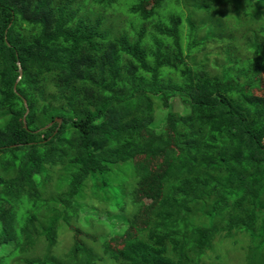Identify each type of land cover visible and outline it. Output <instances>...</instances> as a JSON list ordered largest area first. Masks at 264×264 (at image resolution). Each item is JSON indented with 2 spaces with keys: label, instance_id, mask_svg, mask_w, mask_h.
<instances>
[{
  "label": "trees",
  "instance_id": "16d2710c",
  "mask_svg": "<svg viewBox=\"0 0 264 264\" xmlns=\"http://www.w3.org/2000/svg\"><path fill=\"white\" fill-rule=\"evenodd\" d=\"M165 1L126 5L145 20L158 17L152 26L161 37L145 49L144 29L132 39L103 25L102 16L115 14L100 10L113 0H0V264H221L218 245L238 237L264 249V96L245 91L264 74V43L229 42L233 32L211 6L224 0H175L168 25ZM197 2L213 11L198 24ZM178 6L190 36L205 30L189 45L204 54L199 64L180 48ZM256 17L264 18V0ZM210 43L225 53L216 68L208 66ZM176 97L182 105L173 111ZM55 117L58 127L42 128ZM159 163L167 177L142 236L123 239L110 255L107 239L127 235L141 204L133 199L142 180L136 168ZM121 165L131 174L113 186ZM53 174L57 199L45 198ZM86 183L88 203H79ZM61 224L74 237L58 256Z\"/></svg>",
  "mask_w": 264,
  "mask_h": 264
},
{
  "label": "rangeland",
  "instance_id": "374dc122",
  "mask_svg": "<svg viewBox=\"0 0 264 264\" xmlns=\"http://www.w3.org/2000/svg\"><path fill=\"white\" fill-rule=\"evenodd\" d=\"M190 1V0H186ZM216 1V0H214ZM155 0H143L142 6L144 8H150L154 4ZM94 3V2H93ZM134 3V0H113L112 4L107 5L103 10L101 11L102 15L105 14H115L112 17L109 16H102L100 13H98L95 10L87 9V13L90 11L91 15L96 17L95 15H98L101 17L103 21V25L110 31L111 34H125L128 37H131L132 39H135V37L138 35L139 31L144 29V36L142 37L141 45L145 49H154L155 43H153L156 38H160L155 29L152 26V23L158 19L157 16L150 18L148 20L146 19V16H143L141 14H134L131 13L128 8H126V5H130ZM170 4H176L175 0H166L164 5L162 4L160 13L161 15V22L163 24L168 25V15H171V7ZM192 4V3H191ZM190 4V5H191ZM201 3L197 2L196 6L193 9V12H191V18L195 20V22L198 24L200 21L206 20L208 15L212 12H207L203 8H198ZM257 5L258 0H224L222 3H212L211 6L213 10H221L223 12V18L222 23L223 27L229 31L233 32V36L229 38L230 43H264V18L262 20L260 18L256 17L257 13ZM179 7V10L175 14L176 16H181L182 21H180L179 25V43L180 48L182 50L183 55L185 56V61L188 64H191V61H198L197 64H199V61L203 60L204 54L203 53H194L193 50L189 51V45L192 40H197L205 33V30L202 29L198 31L197 36H190L188 34V30H186V16L187 11ZM86 10V9H85ZM181 11V12H180ZM245 16L247 18H245ZM145 20V21H144ZM259 27H262L263 29L260 31H254L253 33V39L250 41H246L245 37H242L243 33H247L249 28L252 30H255ZM261 36L263 39H258L255 35ZM252 35V33H251ZM152 42V43H149ZM202 44L198 43L197 47L195 49H201ZM164 50V49H163ZM165 51V50H164ZM167 51V50H166ZM205 51L208 53V66L209 68H216L214 64H217L220 66L221 60L224 58L225 53L223 47H221L220 43H210L207 44ZM189 52H192L189 54ZM193 58V59H192ZM226 63V60L224 61ZM175 82L176 76H175ZM246 92L253 94L256 97H263L264 96V74L261 75V78L253 82L252 85H250L246 90ZM181 102L176 97L173 100L172 103V110L176 111L178 108L181 107ZM164 111H156L154 114L156 115V119L159 118L160 114H162L161 117H163ZM56 118V117H55ZM54 118V119H55ZM53 119V120H54ZM52 120V121H53ZM51 122V121H50ZM49 122V123H50ZM47 123L43 129L47 127L49 124ZM162 126V124H161ZM158 124H155V127L158 129ZM162 128V127H161ZM49 129V128H46ZM154 129V128H153ZM166 166L165 163H159L156 165L155 168L153 167H145L143 165H139L136 168L137 174L142 177V180L138 184V188L136 189V192L133 194V199L135 201H141V204L138 209V213L136 216H134L131 220L132 225L134 227H131L128 229L127 235L124 237H118L117 239H107V245L108 249H111L110 255L113 253L115 254L118 250L122 249L123 246H125L126 243H123V239H135L136 237L142 236V229L145 227V223L148 220L149 213L151 209L157 204L158 198L161 194V184L167 177V169L164 167ZM118 172L116 176L110 177L109 182L111 185L115 186V183L120 185L122 181V177L120 174L122 172L131 174V168L127 165H121L119 166ZM114 178H116L114 182ZM58 178L56 177V174H53L51 177V181L49 184H47V193L45 194V198H48L50 195L54 197V199H57L60 195L59 192V186L57 185ZM126 183V182H125ZM123 182V184H125ZM86 187L83 190V192L78 196V202L87 204L89 199L87 197V194L89 192V183L85 184ZM112 197L118 198L119 193H111ZM96 201V200H95ZM96 205H100L98 201L95 202ZM101 207V206H100ZM117 208H111V212L114 213ZM103 218V216H101ZM95 222V221H93ZM89 223L88 225H85L84 227L86 229H93L95 226L92 225V223ZM84 242L92 243L94 239L90 236H87L84 232H81L79 235ZM136 236V237H135ZM74 234L70 231V228L67 227L65 224H61L58 231V243L53 248V253L57 254L58 256H63L65 252L70 247V244L73 242ZM243 237V236H242ZM248 240L246 237L235 238L234 240H225L222 244L218 245L217 253L218 255L223 257V260H221V264H250L251 261L262 259V255L264 254V249L261 248H255L248 246ZM64 253V254H63ZM210 252H207V255H209ZM264 260V257H263ZM205 262H210L208 259L205 260ZM212 262L217 263L216 260L212 259Z\"/></svg>",
  "mask_w": 264,
  "mask_h": 264
},
{
  "label": "water",
  "instance_id": "95a60500",
  "mask_svg": "<svg viewBox=\"0 0 264 264\" xmlns=\"http://www.w3.org/2000/svg\"><path fill=\"white\" fill-rule=\"evenodd\" d=\"M17 65L19 66L18 67V72H19V76H18V78H17V80L18 79H20V77H21V74H22V69H21V66H20V63L18 62L17 63ZM17 82V81H16ZM15 86H16V83L14 84V87H13V89L15 90ZM23 104H24V106L26 107V111H25V113H24V115H23V117H22V121H23V124H24V127H26V115H27V113H28V108H27V104H26V101L25 100H23ZM61 118H59V117H56L53 121H51L48 125H47V127L46 128H48L49 126H51L52 124H54V123H57V127L61 124Z\"/></svg>",
  "mask_w": 264,
  "mask_h": 264
}]
</instances>
